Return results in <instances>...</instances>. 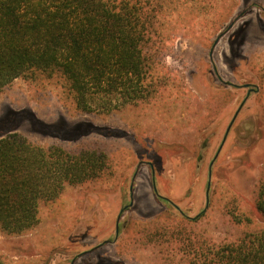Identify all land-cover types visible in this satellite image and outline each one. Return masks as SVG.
Here are the masks:
<instances>
[{"label":"trees","instance_id":"16d2710c","mask_svg":"<svg viewBox=\"0 0 264 264\" xmlns=\"http://www.w3.org/2000/svg\"><path fill=\"white\" fill-rule=\"evenodd\" d=\"M250 1L0 0V96L20 78L36 92L51 88L66 110L79 114H108L147 103L173 87L159 64L165 39L182 28L176 27L178 23H184V31L207 33L209 39L224 26L234 5ZM246 31L234 45L246 39ZM203 60L207 64V58ZM248 62L259 75L251 113L257 115L261 132L264 63ZM233 97L229 95L230 100ZM87 126L69 139L70 146H43L17 133L0 137L1 234L19 236L34 229L41 221V208L55 203L66 186L85 192L115 191L112 186L130 166L99 143L80 142L93 131L115 138L128 137V132ZM159 145L163 144L156 141L155 152ZM142 154L148 158L145 150ZM252 205L264 222V176L255 184ZM195 221L165 212L133 220L120 242H127L130 249L152 247L162 261L175 254L188 264H264V228L232 242L214 243L197 234ZM0 264L7 263L0 259Z\"/></svg>","mask_w":264,"mask_h":264},{"label":"rangeland","instance_id":"374dc122","mask_svg":"<svg viewBox=\"0 0 264 264\" xmlns=\"http://www.w3.org/2000/svg\"><path fill=\"white\" fill-rule=\"evenodd\" d=\"M256 1L264 6V0ZM251 11L255 14L260 12L257 7L252 8ZM181 23L176 26L179 29L182 27L181 30L175 36L165 39L166 45L160 55L159 67L166 76L169 75L170 82H173L169 93L156 96L147 103L128 105L108 114H79L66 110L51 88L47 92H36L32 85L16 78L0 96V137L7 133H17L43 146L51 144L70 146L72 143L68 142L69 139L84 132L89 128L87 125L93 126V129L99 127L101 131L128 132V137L115 138L103 137L93 131L89 136L87 135L88 138L81 139L80 144L99 143L102 149L109 154H115L117 158L127 162L130 169H134L137 153L142 154L145 150L146 157H154L156 141L183 142L190 147L189 144H192L196 136L199 139L211 136L220 122L212 138L203 168L200 167L202 160L196 161L194 157L196 152L190 155L185 151L182 152V156L169 159L161 166L166 174H169L171 168L175 166L186 171L183 181L187 178L191 179V182L174 183L175 187H178L177 193H180L181 187H185L180 193L181 197L188 191L187 197L182 198L180 207L190 216L200 213L206 202L207 165L213 159L225 127L230 122L239 101L244 98L247 88H252L257 83L259 85V75L251 73L248 67L243 73L234 75L224 64L222 66L224 80L236 85L245 83L248 86L232 90L236 95L235 100L218 119L213 120V115H207V119L211 121L206 122L205 107L210 103L208 95L213 93V88L220 86L219 81L211 76L213 75L211 66L208 70L209 65L203 63V59L208 55L210 41L206 38L207 33L184 31V23ZM238 24L240 23L237 22L236 26ZM229 36L228 33L222 37L216 55L221 60L224 57L222 54L227 53V60L231 62L232 57L227 49ZM253 36H257L262 43L258 44L255 41L257 37L253 38L244 51L249 55L253 54L255 60L262 59L264 35L257 33ZM262 82L264 84V74ZM255 104V96L251 95L233 122L228 133L232 137L229 140L231 144L226 153L213 162L209 207L192 225L198 235L207 237L214 243L232 242L247 232L264 228L262 218L252 205L255 184L264 176V134L260 139L261 142L254 144L251 149H248L250 145L248 136L252 132L243 136L237 135L239 128L244 130L242 122L252 114L251 110ZM198 125H204V127L200 126L205 129L204 132L197 133ZM249 165H254L252 170ZM140 168L141 172L145 173L147 166L142 164ZM131 173L132 170L129 174ZM180 178L179 176V180ZM140 179L142 187L140 185L138 190L142 192L146 210L154 211L158 208L159 202L152 196L150 186L143 174ZM140 179L139 184H141ZM193 180L195 182L192 184ZM181 184L183 186H180ZM136 192L137 190H135V200L139 203L141 195ZM126 193L127 189H122L108 196L107 201L119 202L122 195L127 196ZM98 200L95 194L84 196L83 189L79 186H66L62 196L55 203L41 208V221L34 229L19 236L8 237L0 233V259L7 264H65L70 258L64 253L68 241H74L75 237L84 235L94 227L92 235L98 236L95 239H87L83 243L84 248L89 244L97 243V240L112 236L114 217L110 218L109 222L106 220L97 224L93 222L94 217L99 219L104 217L101 209L106 206L100 204L101 208L95 205ZM248 200L251 202L249 203ZM78 212L82 218L79 224L75 222ZM83 219L90 221V224L83 222ZM76 225L78 227H75ZM70 247L72 250L79 249L77 244H71ZM147 248L149 249V246ZM139 255L137 261H134L138 264H188L184 256L175 254L167 255L163 261L157 253H152L150 250ZM92 259L94 260V257ZM115 262L121 264L123 261L115 260Z\"/></svg>","mask_w":264,"mask_h":264},{"label":"flooded vegetation","instance_id":"af4514ba","mask_svg":"<svg viewBox=\"0 0 264 264\" xmlns=\"http://www.w3.org/2000/svg\"><path fill=\"white\" fill-rule=\"evenodd\" d=\"M257 7L259 10L264 13V6L263 4H259L256 0L251 1L250 3H246L245 5H242L240 8L237 9V11L234 13V16L232 19L228 21L226 25H224L219 33L214 37L213 45L211 47V50L209 51V54H212V50L215 47V45L221 40L223 36L226 34H230L229 38L230 40L236 39V37L240 34H242L243 31L246 30V28L249 26V22L246 23H240L236 26L237 22L244 17L247 14L251 13L252 8ZM259 26L262 31H264V24L261 20H258ZM235 26V27H234ZM233 28L234 31L232 30ZM244 40V39H242ZM244 41L240 42L242 44ZM212 78H215L217 81H219L220 86H230L231 88H245L248 86V84H241L236 85L231 81L224 80L222 75H218V71L213 67L212 68ZM259 90L258 83L254 85L252 88H247L246 94L244 98L239 101V104L237 108L235 109V112L232 116L235 117L233 119V122L235 121L237 115L241 111L242 107L244 106L245 102L250 97L251 93L257 92ZM231 118V119H232ZM247 119L251 121L252 123V129L251 134L248 136V139L250 140V145L248 146V149H251L254 144L258 143L260 139L263 137V134L258 129L260 126V122L257 120V115L252 114ZM246 119V120H247ZM231 121V120H230ZM232 122V124H233ZM230 123V122H229ZM231 124V126H232ZM220 122L214 129V132L211 136L206 138H201V141L198 142V148L199 151L196 153V161L202 160L201 168L204 167V161L207 158L208 151L212 142V138L215 135V131L219 128ZM230 126V127H231ZM230 130V128H229ZM228 130V132H229ZM227 132V133H228ZM250 133V132H249ZM248 133V134H249ZM245 134V131L242 128H239V131L237 132V135L243 136ZM225 133L223 134L220 142L218 143V146L216 148V152L218 151V155L223 147V144L225 142V138H223ZM227 136V134H226ZM203 137V135L201 136ZM220 146V148H219ZM183 150L178 148L177 146H157L156 152L154 157L152 159H144V154L139 155V161L136 163V167L134 169H128L127 171L122 173L121 178L119 179V182L117 185H113L112 187L115 188V191H89L84 192V196H88V194H95L97 195V198L99 199L95 205H99V207L102 208L100 204H105L106 207L102 208L104 212V217L102 219L93 218V222L95 224L106 220L109 222L110 218L114 217L113 221V234L112 236H108L107 238H104L102 240H97V243H93L92 245L89 244L88 247L83 246V243L90 238H97V236H93L92 233L95 229L91 228L88 230L84 235H79L78 237L74 238V241H68L65 245L64 253L69 255L70 258L65 264H119L115 262V260H121L123 261L121 264H128L124 260V257L131 256L133 254L132 249L128 248L127 242L121 243L120 239L123 235V232L125 230V227L133 220H147L151 219L153 217H156L158 214H161L163 212L168 213L172 216L177 217H185L191 220H197L204 212L207 211L209 204H210V187H211V174H212V166L214 160L211 159L210 162L207 165V175L208 180L205 185V195H206V202L205 206L202 209L200 213H197L194 216L188 215L186 211L182 210L180 207V204L182 202V198L187 197L188 191L185 192V194L181 197L180 193L176 192V189L178 187H175L174 183H179V176L182 172L181 167H174L171 168L172 171H170L169 174H166L165 169L161 168L162 165L167 163L169 159H173L174 157H180ZM146 165L147 169L145 173L141 172V165ZM132 170L131 175L129 172ZM193 173V170L191 171ZM144 175L146 181L148 182L151 194L154 196V198L159 202L157 204V209L154 211H148L146 210L147 207L144 204L143 198H142V192L138 190V188L142 187V182L140 179V176ZM139 179L141 184H139ZM143 180V178H142ZM197 180V179H196ZM189 182H191V179H188ZM195 182L193 180L192 184ZM110 187V186H109ZM159 188V190H158ZM122 189H127V196L119 199V202H113L110 203L107 201L108 196L116 194L117 192H120ZM135 190H137V194L141 195V198L139 197V203L135 200ZM141 192V193H140ZM207 192V193H206ZM81 215L80 212H78L75 222L79 224L81 221ZM83 222L89 223L90 221L83 219ZM107 223V222H106ZM75 227H78L77 225ZM93 229V230H92ZM107 230V228H106ZM101 234V233H100ZM99 234V235H100ZM91 236V237H90ZM93 236V237H92ZM71 244H77V247L81 250H72L70 245ZM125 246V247H124ZM94 257V260L92 259Z\"/></svg>","mask_w":264,"mask_h":264},{"label":"crops","instance_id":"0c3cea01","mask_svg":"<svg viewBox=\"0 0 264 264\" xmlns=\"http://www.w3.org/2000/svg\"><path fill=\"white\" fill-rule=\"evenodd\" d=\"M251 1H253V0H251ZM234 6L235 7L233 8L232 15L225 21L224 25H226L228 23V21L233 18L234 13L237 11L238 8H240L242 6V4L238 2ZM244 17H247V18L245 19ZM244 17H242V18L245 19V20L243 19L244 20V23H246V22H249L250 23L249 26L246 28V30H247L246 31L247 32L246 39L244 38L245 40H242V41H244L242 44H240V42H242V41L239 40L236 45H234L236 43V42L234 43V41H235L234 39L228 41L227 49L229 51L230 56L232 57L231 62H230V60H227V53H223L222 54V55H224V57L221 60H219V58L216 55V51H217L216 49L218 48V45H220V42L222 41V38L215 45V47L213 48V50L211 51L212 54L211 55L209 54V51L211 50V47L213 45V44L211 45V43L214 41V37H216V35L219 33V31H220V29L222 27L219 28L215 32V34L213 35V37H211V38L208 39V41H210L209 42L210 45H209V51H208L207 60H206L207 64L209 65V67H207V69L209 70L210 69V66H211V68L214 67L216 69V71H218V75H222L224 79H225V77H224L225 74L223 73V69H222V66L224 64H226L228 66V68L231 69L232 74L235 75L237 73H243L246 70V68H247L246 59L249 60L248 64L249 63H252V64L255 63L258 66H261L264 63V61H263V58L264 57L262 59L256 58V60H255V58H253L254 57L253 54L252 55H249V53H246L245 52L247 46L251 42V39H253V38L255 39L257 37V36L254 37L253 35H256L257 33L264 35V31L261 30V28L259 26V23H258V20H261L262 23L264 24V13H262L260 11L258 14H255V13H252V11H251L250 14H247ZM242 18L238 21L239 23H241L243 21ZM230 34H232V33H230ZM206 38H208V35H206ZM255 41L258 44L262 43L261 40L258 37L255 39ZM234 49H236V52H235V53H237L236 56H234ZM244 49H245V51H244ZM262 55L264 56V52H263ZM203 63H205V62H203ZM250 72L253 73V74H255V72L252 71L251 69H250ZM232 90H235V88H231L230 86H225V87L218 86V87L213 88V93L211 95L209 93V95H208V101L210 103L207 104L206 107H205V114H206L205 120H206V122L211 121V119H207V117H208L207 115H209V116L210 115H213L214 116L213 120L218 119L222 115V113L224 112V110L227 107H229L230 104L235 100L236 95H235V93ZM229 95H233L234 96L232 98V100L229 99ZM251 95H254V93H251ZM217 114H219L218 117L216 116ZM250 115H252V114H250ZM250 123H251V121H249V119L244 120L242 122V127L244 128L245 134H248L251 131V129H252V127H251L252 123H251V125H250ZM207 125L208 124H206V126ZM228 125H229V123H228ZM228 125H226L225 130H224V133L226 132V129H227ZM200 126H203L204 127V125H198L197 128L202 129V128H200ZM206 126H205V128H206ZM199 129H197V133H199V131H200V133H202L205 130L204 128L202 130H199ZM228 133H227V136L225 138V142L223 144V147H222L219 155H217V157L214 159V161L219 156L225 154L226 151H227V149L229 148V145L231 144L229 140L232 137L229 136ZM261 133L264 134V131L262 130ZM197 135H199V134H197ZM199 141H201V139L197 138V136H196V139L192 140V144H189L190 147H188V145L186 143H183V142H175V141L174 142H170V143H164L162 141H159V142L162 143L163 145H175L178 148L182 149L183 151H185V152H187L188 154L191 155L192 153H194V152L197 153L199 151V149H200V148H198V142ZM260 142L261 141H259V143ZM229 150H231V149H229ZM196 153H195V156H194L195 159H196ZM215 153H214V156H215ZM139 155H141V154H138L137 153L135 155V158H136L135 163H137L139 161ZM247 155H248V153H247ZM214 156H213V158H214ZM236 166H234V167H236ZM238 166H239V164H238ZM248 167H250L251 170H252L253 167H254V165H251V166L249 165ZM186 174H187L186 171H183L182 170V172L180 173V177L181 178H180L179 181H182V182H185L186 181V183L188 184V179L187 178L184 179V181H183V176H185ZM180 186H183V184H181ZM185 186H187V185L185 184ZM176 190H178V189H176ZM183 190H185V187H181L180 193H182ZM147 247L146 246H140V247L135 246V247H133V249H132L133 254L131 256L124 257V260L125 261H129L128 264L129 263L130 264H138V262L135 263L134 261H137L138 256H140L139 255L140 253L145 252V251H148L149 252V250L152 251V253H155V254L157 253V251H155L152 247L151 248L149 247V249Z\"/></svg>","mask_w":264,"mask_h":264},{"label":"water","instance_id":"95a60500","mask_svg":"<svg viewBox=\"0 0 264 264\" xmlns=\"http://www.w3.org/2000/svg\"><path fill=\"white\" fill-rule=\"evenodd\" d=\"M235 115H236V113H235ZM235 115H234V117H235ZM234 117L231 119V121H230V123H229V125H228V127H227V129H226V132H225V135H224L223 138L226 137V134H227V132H228V130H229V128H230L232 122H233ZM219 148H220V146H219ZM218 151H219V149H218ZM218 151L215 153V156H214L213 160L217 157V155H218ZM206 193H207V192H206Z\"/></svg>","mask_w":264,"mask_h":264}]
</instances>
